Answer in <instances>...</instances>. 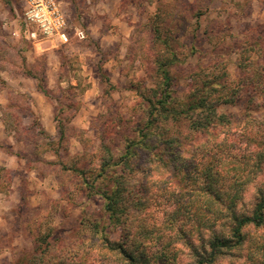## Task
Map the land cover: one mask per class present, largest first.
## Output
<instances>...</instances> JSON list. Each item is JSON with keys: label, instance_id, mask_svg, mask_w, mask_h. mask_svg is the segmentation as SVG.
<instances>
[{"label": "rangeland", "instance_id": "obj_1", "mask_svg": "<svg viewBox=\"0 0 264 264\" xmlns=\"http://www.w3.org/2000/svg\"><path fill=\"white\" fill-rule=\"evenodd\" d=\"M103 2L108 11L101 14V0H65L69 43L36 56L35 44L46 36L35 41L24 36L26 0H0V97L6 101L0 104V195L9 202L15 194L19 201L4 214L10 231L0 230V243L7 247L21 240L12 259L5 257L0 264H128L120 249L103 246L96 238L100 235L112 246L121 243L131 249L138 264H193L189 243L198 246L200 233L190 227L197 218L178 208L189 189L170 179L149 151L133 145L136 157L124 177L129 194L117 222L104 211L100 191L110 189L113 175L122 172L126 141L142 140L147 118L155 116L160 123V91L169 93L167 102L180 110L190 93L206 87L210 78L227 80L233 87L244 84L247 75L264 83V0ZM17 27L19 39L13 35ZM76 28L85 33L84 41L73 39ZM129 28L132 33L125 36ZM85 51L93 55L81 60ZM172 56L171 83L163 87L159 67ZM242 62L252 70L244 73ZM90 92L96 94L85 102ZM252 99L222 102L217 109L233 116L238 158L264 148L260 88ZM198 115H185L175 123L177 130H188V119ZM84 119L87 128L76 123ZM154 138V132L149 134ZM194 147L178 157H164L172 166L183 162L198 170L199 156H191ZM111 156V166L102 172V163ZM12 157L14 168L9 167ZM76 169L95 188H88ZM258 176L253 185L263 187L264 162ZM172 221L190 238L176 232ZM247 231L252 241L264 236L262 228ZM127 232L134 238L128 239ZM216 264H264V253H252L246 239L220 255Z\"/></svg>", "mask_w": 264, "mask_h": 264}, {"label": "trees", "instance_id": "obj_2", "mask_svg": "<svg viewBox=\"0 0 264 264\" xmlns=\"http://www.w3.org/2000/svg\"><path fill=\"white\" fill-rule=\"evenodd\" d=\"M172 58L173 56L168 58L169 61L166 60L159 67L163 87L171 83L168 64L173 62ZM239 67L244 73L252 70V65L246 62L239 63ZM205 82L207 86H198L194 89L189 95L186 107L180 110H177L174 104L167 102L169 93L160 91L161 97L158 100V111L162 115L159 116L160 123L154 121L157 120L155 116L147 118L142 140L126 141L128 145L120 156V170L123 172V168L128 166L125 169L127 172L113 175L111 188L100 191L105 200L104 211L108 213L110 220L117 222L115 220H118L120 213L124 211L123 202L129 194L128 183H125L124 177H127V173L132 168L129 164L136 157L133 145L136 144L149 151L155 161L161 162V167L167 168V172L171 174L170 179L184 182L189 189L186 193L187 199L183 201L184 204H179L178 208L182 212L189 211L198 220H195L190 227V231L196 230L200 233L198 246L189 243L193 264H216L220 255L246 243V239L252 253L256 251L264 253L263 234L252 241L247 231L250 228L264 229V185L263 187L261 184L253 185L259 177L258 173L264 162V148L258 146L254 154H243L245 156L241 157L244 159L238 158L236 150L239 145L233 116L217 110L222 102H239L243 98L251 102L259 88L264 94V83L260 79L255 81L251 75L244 77V84H238L236 87L227 80L222 82L210 78ZM38 88L45 92L41 84H38ZM194 112L199 115L195 118L190 116L189 129L177 130L181 119ZM177 122L178 124L175 125ZM153 132L155 138L149 139V134ZM256 143L260 142L256 141ZM191 144L196 146L191 151L192 158L195 154L199 156L198 170L183 162L180 166H172L165 159L164 154L168 157H173L172 154L178 157L188 150ZM111 160L112 156L102 163V172L107 166H111ZM76 171L82 176L88 188H95V185L89 183L83 175L82 169ZM251 185L254 186L255 193L249 202L246 197L252 189ZM171 226L179 234H185L182 227L174 221L171 222ZM185 235L190 238L187 232ZM126 237L131 239L134 235L127 232ZM96 238L106 249H120V253L128 259V264H138L139 258L131 249H126L121 243H113L115 247L112 246L104 235ZM138 240L137 242L141 243Z\"/></svg>", "mask_w": 264, "mask_h": 264}, {"label": "clouds", "instance_id": "obj_3", "mask_svg": "<svg viewBox=\"0 0 264 264\" xmlns=\"http://www.w3.org/2000/svg\"><path fill=\"white\" fill-rule=\"evenodd\" d=\"M89 3H91V0H88ZM68 5L65 3V0H27V7L25 9V14L29 21L35 22L40 26V29L43 33L46 34V39L39 40L35 44V54L36 56L41 55L44 52L51 53L52 49L59 48L61 43H69L68 36L63 34L60 30L68 27L65 23V15L66 12L62 11V9H67ZM97 9L102 10L101 14L103 12H107L108 8L105 7V4L103 0H101V3L97 5ZM8 13L4 12L3 16L7 17ZM14 25L16 24V21L12 22ZM116 23H119V20L116 21ZM5 28L8 27L7 24L4 25ZM132 33V29L129 28L128 31L125 33V36H128ZM93 34H98L96 30H93ZM13 35L19 39L21 37V32L19 28L17 27L16 31L13 32ZM24 36L27 39L30 40H37V33L32 32L30 35L26 32L24 33ZM79 39L80 41H84L86 39L85 33L80 29L76 28L75 30V36L73 39ZM115 39V37H113ZM122 56L124 54V50H121ZM93 53L85 51L83 56H81V60H83L84 56H92ZM53 61H55V57L52 58ZM54 67H58V62L54 64ZM2 75V74H0ZM73 84L76 83L75 80L71 81ZM64 87H67V82L64 83ZM96 93H88L84 100L87 102L93 95ZM6 101L0 97V104H4ZM95 112V109L92 110ZM76 123L80 124L81 127L87 128L88 124L86 119L84 120H78ZM0 127H3L0 125ZM73 146L75 149H79L80 145L77 144L75 141H73ZM9 167H16L15 164V157H12L9 160ZM14 203H19L17 197L15 194H13L9 198V202H6L4 197L0 195V230L3 232H9L10 229L6 225V222L4 220V214L9 211V209L13 206ZM11 219V217H9ZM21 246V240L16 239L12 244L5 247L3 243H0V262L4 261L5 257H7L9 260L12 259L13 250Z\"/></svg>", "mask_w": 264, "mask_h": 264}, {"label": "built area", "instance_id": "obj_4", "mask_svg": "<svg viewBox=\"0 0 264 264\" xmlns=\"http://www.w3.org/2000/svg\"><path fill=\"white\" fill-rule=\"evenodd\" d=\"M27 2V0H26ZM23 19L25 21V24H24V28H25V32H27L29 35L32 33V32H36L37 33V37H40L41 35L42 36H46L45 33L42 32V30L40 29V26L38 24H36L35 22H32V21H29L26 14H25V11L23 12ZM65 23L66 25H68V20H67V17L65 15ZM34 25V26H33ZM68 28H69V25L68 27L60 30L63 34L67 35L68 36V39H69V35H68ZM82 30V29H81ZM83 31V30H82Z\"/></svg>", "mask_w": 264, "mask_h": 264}]
</instances>
